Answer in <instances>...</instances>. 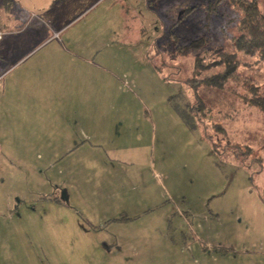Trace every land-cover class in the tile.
Wrapping results in <instances>:
<instances>
[{
	"label": "rangeland",
	"instance_id": "374dc122",
	"mask_svg": "<svg viewBox=\"0 0 264 264\" xmlns=\"http://www.w3.org/2000/svg\"><path fill=\"white\" fill-rule=\"evenodd\" d=\"M66 1L76 0L24 2L31 6L30 14L37 12L46 33L52 31L48 24L57 30L71 25L63 37L58 33L42 44L36 34L41 39L43 32L29 21L17 49H74L69 43L98 50L96 60L106 56L108 64L131 71L128 77L117 71L123 82L116 97L131 99L125 111L132 117L131 126L119 130L141 148L109 162L115 188L94 197L110 194V200L94 202L86 190L82 196L88 201L75 206L71 194L76 188L68 185V171L82 156L51 151L44 147V138L16 130V115L0 98V264H126L116 257L125 259V247L136 252V264H223L221 257L208 260V251L214 249L225 253L227 264L235 256L239 264H264V113L251 104L256 96L264 97V61L234 47L243 0H118L116 6L117 0H108V8L104 0H86L77 11L65 9ZM259 6L264 14V0ZM208 9L216 12L209 14ZM123 16L126 26L125 19L119 21L115 31L117 21L112 22ZM24 18L19 5L7 9L0 2V19L11 24L8 30H20ZM74 32L78 36L73 38ZM68 36L71 42H66ZM204 38V48L186 56L179 52L178 46L183 49ZM223 53L236 55L239 65L223 89L190 85L225 70L214 66L196 76L197 57L208 67ZM151 65L166 79L164 86ZM7 66L2 63L0 68ZM137 75L142 95L132 83ZM170 97L192 109L196 97L204 102L195 130L182 121ZM214 125L226 135L218 134ZM205 135L211 136L216 151ZM246 147L252 150L248 156L243 154ZM134 204L139 210L154 209L132 223L125 212L129 209L113 211ZM108 206L111 213L98 211ZM148 242L155 251L145 262ZM116 243L123 246L120 253L113 250Z\"/></svg>",
	"mask_w": 264,
	"mask_h": 264
},
{
	"label": "crops",
	"instance_id": "0c3cea01",
	"mask_svg": "<svg viewBox=\"0 0 264 264\" xmlns=\"http://www.w3.org/2000/svg\"><path fill=\"white\" fill-rule=\"evenodd\" d=\"M46 1V5H48L50 2ZM100 1L102 0H97L94 4ZM24 2L30 3V0H13V4L19 5V9L25 11L27 15V18H24L25 20H20V22L22 21L20 30H8L7 26L11 24L9 22L6 24L5 20L0 19V32L3 33V39L0 41V67L2 63L10 65L9 67H2L4 69L0 68L1 102L7 107H11V111L16 115L17 119L13 124L16 130L23 129L32 136L36 135L39 138H44L46 140L44 147L51 151L76 153L82 156V161L69 165L68 171L70 177L68 185L76 188V191L71 194V199L74 198L76 203L75 206H83L81 202L88 201L87 199L84 200L83 197L86 196L83 195L86 190H89V193L93 195L94 202H98L102 198L110 200L113 196L110 194L99 193L94 197L98 192H108L110 189L115 188L111 180L112 176L109 174L112 167L109 162L118 159L124 152L141 148L134 146L132 139L125 136L123 132L121 133V129L119 130V127L131 126L132 121L130 119L132 117H127L125 111L130 106L131 99L126 96L122 97V95L116 97L117 86L122 85L123 82L117 71L127 75V77L132 72H126L127 69L120 65L108 64L105 60L106 56L96 60L100 58L97 56L98 50H80L69 43H67L68 47H74V49H64L59 46L60 48L51 50H18L17 48L21 47V38L25 34L23 31L29 21L30 24L36 22L37 27L43 32L41 39L38 38L39 34H36V40L43 41L42 44L55 38L58 33H61L63 37V34L68 31V29L65 30L66 27L71 25V23L66 24L63 28L57 30L58 28H55V25L52 28V24H48L52 31L46 33L47 27L39 19L37 12L33 11L30 14L28 9L30 10L31 6L22 5ZM107 2L108 0H104V4ZM117 2L118 0L113 2V5L116 6ZM85 3H87L86 0L66 1V7H64L68 11H77L79 8L84 7ZM94 4L89 6L85 12L89 11ZM110 6L112 4L107 3L106 7ZM38 7L43 10L47 9L45 6L43 8L42 6ZM124 19L126 26L125 16L120 20L116 18L112 22L117 21V24L112 25L115 31L119 21ZM91 20H98V18L93 17ZM12 25H15L14 21ZM77 34L74 32L70 36L74 38ZM70 36L65 37L66 42H71ZM97 61L103 64H98ZM150 70L164 86V80L156 71L155 66L152 67L151 65ZM138 77L141 78L137 75L136 78L133 76L131 79L135 87L139 89V94L142 95ZM102 78L104 83H101ZM131 96L133 97V95ZM118 104H121L124 108L119 107ZM116 137L119 138L118 141ZM78 197H81V199ZM50 201L63 205L60 201V203L56 202L58 201L56 199ZM71 202L73 201L71 200ZM94 204L90 208L97 206V203ZM108 208L109 206L98 211L109 214L111 211ZM128 209L129 211L125 212L131 214L132 221L128 222L132 223L143 214L150 213L154 207L148 206L142 209L143 211L139 210L135 204L129 208L128 206L126 208L124 206L113 207L115 213ZM127 243H129V240L125 244ZM120 245L119 243L114 244L113 250L120 253L123 249V246ZM126 246H129V244ZM214 250V253L208 251V260L218 262V258L221 257L223 258L221 260L223 264H227L228 260L225 253L220 249ZM127 251L128 247H125V259L121 257V254L116 257L121 259L120 261L123 263L132 264L138 258L136 257L137 254L133 252L132 247L129 250L132 252ZM152 251H155V245L149 243L144 248L147 256L145 262L152 260L149 256ZM143 257L142 253L141 258ZM237 258V256L232 257L233 264H239L238 261H235Z\"/></svg>",
	"mask_w": 264,
	"mask_h": 264
},
{
	"label": "trees",
	"instance_id": "16d2710c",
	"mask_svg": "<svg viewBox=\"0 0 264 264\" xmlns=\"http://www.w3.org/2000/svg\"><path fill=\"white\" fill-rule=\"evenodd\" d=\"M0 2L7 9H10L13 6V0H0ZM239 8L243 13V18L239 25L240 35L233 39L234 47L238 52H242L248 56L259 55L260 58L264 61V14L260 9L259 0H243V2H241V4L239 5ZM208 12L209 14H213L216 11H211L210 9H208ZM207 43V39L204 38L190 43L187 47L183 49H181V47L179 46L178 48L180 50L179 52L183 56H186L193 51H197L204 48L205 46H207ZM221 58L222 59L219 62L215 64L212 63L208 65V67H205L203 61L197 57L194 65L196 76H199L200 74H202V72H204V70H209L214 66L223 65L225 70L220 74L207 77L201 81H192V83L190 82V85H193V83H195L196 85L194 84V87H196L197 85H205L207 87L217 90L223 89L227 82L236 74L239 65L238 61L236 60V55L234 54L223 53ZM155 69L156 71L161 73L157 66H155ZM164 80L166 79L164 78ZM196 98L197 106L193 109L188 103L183 105L181 103L182 100L180 102L177 97H170L169 99V103L179 114L182 121L190 129L193 130H195L197 127V117L203 112H205L206 109L204 102L199 97ZM251 104L260 108L261 111L264 113V97L256 96V98L251 101ZM214 129L218 134L223 136L226 135L225 130L219 125H214ZM205 138L213 144V147L216 151L217 146L215 145V143H213L211 136L205 135ZM237 148L239 149V151L242 150L240 147ZM245 149L247 150V153L243 154L248 156L252 153V150L249 147H246Z\"/></svg>",
	"mask_w": 264,
	"mask_h": 264
},
{
	"label": "built area",
	"instance_id": "2783aa9c",
	"mask_svg": "<svg viewBox=\"0 0 264 264\" xmlns=\"http://www.w3.org/2000/svg\"><path fill=\"white\" fill-rule=\"evenodd\" d=\"M3 39V34L0 32V41Z\"/></svg>",
	"mask_w": 264,
	"mask_h": 264
}]
</instances>
